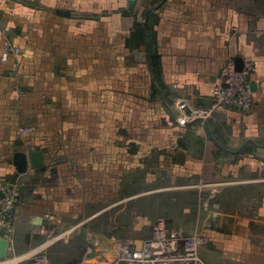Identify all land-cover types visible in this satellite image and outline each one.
<instances>
[{
  "label": "rangeland",
  "instance_id": "1",
  "mask_svg": "<svg viewBox=\"0 0 264 264\" xmlns=\"http://www.w3.org/2000/svg\"><path fill=\"white\" fill-rule=\"evenodd\" d=\"M104 1L102 25L96 24L91 5L88 22L61 29L75 41L52 49L62 54L53 59L92 71L85 78L91 89L61 93L60 104L68 100L64 107L37 108L46 111L45 130L24 127L14 139L32 140L43 153V167H61L65 175L68 167H92L93 204L86 214L99 217L66 233L58 225L34 228L40 243L33 252L45 254L50 264H81L90 235L139 246L162 222L198 237L206 264H232L229 237L218 233L229 228L221 215H232V183L244 180L232 175L238 172L232 167H252V179H264V153L256 155L264 143L259 126L243 120L258 116L254 95L237 100L246 109H232L235 85L226 71L241 58L251 63L249 80L255 73L262 78L264 54L243 41L248 31L264 35V12L250 17L238 11L247 0H136L130 12H124L128 0ZM121 5L123 12L116 11ZM117 13L124 17L122 24ZM137 21L141 35L149 31V51L146 45L136 48L137 39H131ZM9 47L20 55V48ZM42 47L51 51V45L27 44L31 51ZM45 94L58 99L57 92ZM35 99L41 100L39 93ZM187 109L206 111L198 118L208 129L202 122L180 123ZM239 132L242 138L233 144L232 134ZM32 212L39 217L35 208ZM14 230L13 225L12 239Z\"/></svg>",
  "mask_w": 264,
  "mask_h": 264
},
{
  "label": "crops",
  "instance_id": "2",
  "mask_svg": "<svg viewBox=\"0 0 264 264\" xmlns=\"http://www.w3.org/2000/svg\"><path fill=\"white\" fill-rule=\"evenodd\" d=\"M128 1L124 12L133 10L130 9V0ZM104 2V0H0V183L15 185L20 196L14 218V238L9 240V261L24 258L34 251L40 243L36 242L38 240L35 239L34 228L40 230L44 228L47 231L50 227L58 225L60 228L58 231L66 233L71 228H80L86 220L99 217L97 213L86 214L87 208L93 204L89 196L93 188L90 176L92 167H68L69 174L65 175L66 170L61 167H56L54 170L52 167L43 166L34 169L29 165L26 173L20 174L14 184L12 181L17 173L13 156L16 153L29 155L36 151L31 146L32 140L25 141V138L21 141L14 140L16 136H20V129L30 127L34 130L33 127H36L37 132V129L44 131L46 128V111L39 112L37 108H50L56 105L64 107L63 104L68 100L60 104L61 93L66 91L83 93L91 89L92 83L85 78L92 71L89 68L88 71L86 68L77 70L69 62L66 64L65 59L64 62H59V57L53 59L62 54L55 53L52 49L55 45L75 41L76 37H70L72 34L61 35V29L68 27L70 22L74 23H70L74 28H79L80 25L88 22L85 19L87 7L92 5L95 11L94 18L100 21L102 9L99 8L106 6ZM240 4L242 7L239 5L238 11L243 10L250 17H256L254 13L259 11L264 12V0H247ZM103 10L109 9L104 7ZM118 10H124V7L122 5L117 7L116 11ZM117 15L121 18L122 24L124 17L122 18V14L119 13ZM99 21L96 24L102 25ZM140 22L137 21V25H134L136 31L131 33V39H137L136 48L146 45L149 51L151 44L149 31L147 37L141 35L143 29L138 26ZM116 25L118 28L123 27L120 24ZM248 33L243 43L256 44L257 49L264 54V35L255 30ZM34 43L51 45V51L45 52L44 47L37 51L28 50L27 44ZM8 44L20 48L21 53L18 56L12 54L7 62H2L1 55ZM256 74L252 75L251 81L255 87L253 95L258 116L245 115L243 120L244 123L259 126L261 134L258 137L264 143V74L261 79H257ZM47 92H57L58 99L56 94L47 96L45 94ZM35 93L40 94V101L35 99ZM45 97L48 100H45ZM241 134L240 132L236 136L232 134L233 144L242 138ZM259 152L263 154L264 148L257 149L256 155ZM7 153L11 156L10 164H8L9 159H6ZM242 168L244 169L237 170L232 167V172L238 171L232 175L244 180L232 183V195H230L232 215L227 214L230 216L228 217L226 212L221 215L224 221H229V228L226 227L225 231L218 233L229 237L228 246L229 251L232 252V264H264V179L253 180L250 174L252 167ZM34 208L38 218L34 217L32 212ZM34 218L40 219L38 225L34 223ZM81 219L83 222L80 221L73 226L74 221ZM96 238L100 240V245L90 256L91 261L109 260L111 239L106 237L108 246L103 250V236L90 235L89 241Z\"/></svg>",
  "mask_w": 264,
  "mask_h": 264
},
{
  "label": "built area",
  "instance_id": "3",
  "mask_svg": "<svg viewBox=\"0 0 264 264\" xmlns=\"http://www.w3.org/2000/svg\"><path fill=\"white\" fill-rule=\"evenodd\" d=\"M18 51L11 47H5L1 55V61L7 62L10 55ZM251 63L244 60V67L238 71L235 63L227 69L226 73L232 77V96L235 98L232 109H246L242 103H238L239 97L251 99L252 81L249 80ZM219 90H217V94ZM230 103V102H229ZM207 115L206 111L187 109V112L178 118L182 124L196 120L199 116ZM20 200L19 190L10 183H0V238L10 240L16 209ZM62 236V235H61ZM66 236V234H63ZM67 240V239H65ZM201 240L198 237H187L181 231L166 228L162 222L153 226L151 236L139 246L121 241H111V257L105 261H91L95 248L100 245L99 239H91L85 250V257L81 264H206L199 256L198 249ZM0 261V264H50L47 256L42 252H31L28 256L9 261Z\"/></svg>",
  "mask_w": 264,
  "mask_h": 264
},
{
  "label": "water",
  "instance_id": "4",
  "mask_svg": "<svg viewBox=\"0 0 264 264\" xmlns=\"http://www.w3.org/2000/svg\"><path fill=\"white\" fill-rule=\"evenodd\" d=\"M136 0H130V9H132L133 7V3ZM235 66L237 68L238 71H241L244 67V61L241 58H236L235 61ZM254 85H252V91L254 90ZM204 123L208 129V123L202 119V118H198L189 124H196V123ZM210 133V131H208ZM236 153H239L236 152ZM13 164L17 169V173L14 177V180L12 181V183H15V179L20 175V174H24L26 173V171L28 170V167L30 165L31 168L37 169L43 166L44 164V160H43V155L40 151H34L31 152L29 155L23 154V153H16L13 156ZM108 239L103 236V246L102 249L104 250V248H107L108 246ZM9 249H10V243L8 240L0 238V260H5L8 257L9 254ZM106 250V249H105Z\"/></svg>",
  "mask_w": 264,
  "mask_h": 264
},
{
  "label": "trees",
  "instance_id": "5",
  "mask_svg": "<svg viewBox=\"0 0 264 264\" xmlns=\"http://www.w3.org/2000/svg\"><path fill=\"white\" fill-rule=\"evenodd\" d=\"M153 62H155V59H153ZM155 64V63H154Z\"/></svg>",
  "mask_w": 264,
  "mask_h": 264
},
{
  "label": "flooded vegetation",
  "instance_id": "6",
  "mask_svg": "<svg viewBox=\"0 0 264 264\" xmlns=\"http://www.w3.org/2000/svg\"><path fill=\"white\" fill-rule=\"evenodd\" d=\"M237 152H238V151H237ZM239 152H240V151H239ZM235 154H238V153L235 152Z\"/></svg>",
  "mask_w": 264,
  "mask_h": 264
}]
</instances>
